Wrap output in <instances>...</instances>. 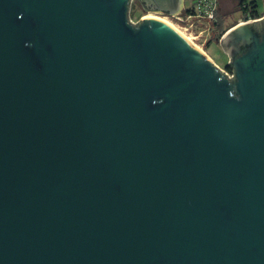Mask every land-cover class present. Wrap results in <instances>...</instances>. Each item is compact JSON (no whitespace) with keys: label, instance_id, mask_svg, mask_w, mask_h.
Returning a JSON list of instances; mask_svg holds the SVG:
<instances>
[{"label":"water","instance_id":"95a60500","mask_svg":"<svg viewBox=\"0 0 264 264\" xmlns=\"http://www.w3.org/2000/svg\"><path fill=\"white\" fill-rule=\"evenodd\" d=\"M130 8L0 0V264H264V17L230 81Z\"/></svg>","mask_w":264,"mask_h":264},{"label":"built area","instance_id":"2783aa9c","mask_svg":"<svg viewBox=\"0 0 264 264\" xmlns=\"http://www.w3.org/2000/svg\"><path fill=\"white\" fill-rule=\"evenodd\" d=\"M134 0H131V5ZM219 0H195L194 5L188 10H179L176 13L166 14L181 31L189 35L193 41L202 39V45L213 40L219 34ZM130 13V12H129ZM130 20L135 23L132 19ZM223 36V33L219 39Z\"/></svg>","mask_w":264,"mask_h":264},{"label":"crops","instance_id":"0c3cea01","mask_svg":"<svg viewBox=\"0 0 264 264\" xmlns=\"http://www.w3.org/2000/svg\"><path fill=\"white\" fill-rule=\"evenodd\" d=\"M254 0H243V5L239 2H236V0H219V17L221 19V24L226 27V30L223 32V36L233 27H235V25H239L241 23H244L246 21H252V20H258L261 19L262 17H264V0H255L257 1L259 8L262 10L263 15L260 18H251L248 17L250 11L249 10H245V6ZM195 2V0H193V3ZM261 2H262V7H261ZM193 6V5H192ZM191 6V7H192ZM191 7L187 6L186 4V0H183V4L182 7L180 8V10H188ZM148 9V8H147ZM151 10V9H148ZM152 11H156L157 13H159L160 15L164 16L166 14H171L165 11H160V10H152ZM179 11V10H178ZM230 19H235L234 22H230ZM223 36L219 39V40H210L208 41L207 44V49H212V52L214 54H217V48L220 47L223 49V51L228 55L227 61L229 62L231 60V56L230 54L225 51L224 46L221 43V39L223 38ZM212 45H216L217 48L214 50L212 48ZM219 50V49H218ZM210 60L211 58L204 53ZM212 61V60H211ZM213 62V61H212Z\"/></svg>","mask_w":264,"mask_h":264},{"label":"rangeland","instance_id":"374dc122","mask_svg":"<svg viewBox=\"0 0 264 264\" xmlns=\"http://www.w3.org/2000/svg\"><path fill=\"white\" fill-rule=\"evenodd\" d=\"M186 4L189 7H191L192 5H194L193 0H186ZM262 6L263 5H262V2H261V7ZM139 8H140L139 5L138 6L135 5L133 7L131 5V8H130L129 17L130 18L132 17V19H133V21L135 23H137L138 21H140V20H138V18H139V16H141L140 15L141 13H143V14H145V16H149V17H153V15L164 17V16L160 15L159 13H157L156 11L147 10V9L146 10H141ZM263 9H264V7H263ZM234 20L235 19H230V22H234ZM202 41H203L202 39H198V40H195L194 42L200 46V48L202 49V51L204 53H206L211 58V60L213 61V63L216 64L218 68H220L223 71H226L225 66L229 63L227 61L228 55L223 51L222 48H220V47L217 48L216 45H212V48L214 50L217 48V52H216L217 54H214L212 52V49H207L206 48L207 47V44H204V45L201 44Z\"/></svg>","mask_w":264,"mask_h":264},{"label":"flooded vegetation","instance_id":"af4514ba","mask_svg":"<svg viewBox=\"0 0 264 264\" xmlns=\"http://www.w3.org/2000/svg\"><path fill=\"white\" fill-rule=\"evenodd\" d=\"M243 0H236V2H239L241 3ZM255 1V0H254ZM252 2V1H251ZM133 3L135 5H139V9L141 10H146L147 8L150 7V3L146 2L145 0H134ZM250 3V2H249ZM243 5V2L241 3ZM154 6V5H153ZM148 10V9H147ZM146 16L145 14H142L141 16H139L138 20H141V19H144ZM229 67V68H228ZM225 69L226 71H223V73L226 75V77L232 81V80H235L236 77H235V70H234V66L231 64V63H228L226 66H225ZM232 71V72H231Z\"/></svg>","mask_w":264,"mask_h":264},{"label":"trees","instance_id":"16d2710c","mask_svg":"<svg viewBox=\"0 0 264 264\" xmlns=\"http://www.w3.org/2000/svg\"><path fill=\"white\" fill-rule=\"evenodd\" d=\"M135 6L134 3H132V7ZM245 10H249L250 13L248 15V17H251V18H260L263 13H262V10L259 8V5L257 3V1H252L250 3H248L246 6H245ZM143 13H141L140 15H142ZM226 30V27H224L222 24H221V19H220V26H219V34L218 35H215V37H213L214 39L213 40H219V37L221 36V34ZM229 68V67H228ZM232 72V71H231Z\"/></svg>","mask_w":264,"mask_h":264},{"label":"bare ground","instance_id":"6f19581e","mask_svg":"<svg viewBox=\"0 0 264 264\" xmlns=\"http://www.w3.org/2000/svg\"><path fill=\"white\" fill-rule=\"evenodd\" d=\"M146 17H149V16H146ZM152 18H157V19H159V20H162L163 22H165V23H167V24H169L171 27H173L176 31H178L180 34H182L192 45H194L196 48H198L201 52H203L202 51V49L200 48V46L198 45V44H196L193 40H192V38L189 36V35H187V34H185L183 31H181L176 25H174L170 20H168L167 18H165V17H161V16H156V15H153V17ZM204 53V52H203Z\"/></svg>","mask_w":264,"mask_h":264}]
</instances>
